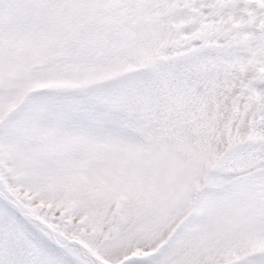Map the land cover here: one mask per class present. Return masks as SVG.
<instances>
[{
    "label": "snow or ice",
    "instance_id": "1",
    "mask_svg": "<svg viewBox=\"0 0 264 264\" xmlns=\"http://www.w3.org/2000/svg\"><path fill=\"white\" fill-rule=\"evenodd\" d=\"M0 264H264V0H0Z\"/></svg>",
    "mask_w": 264,
    "mask_h": 264
}]
</instances>
